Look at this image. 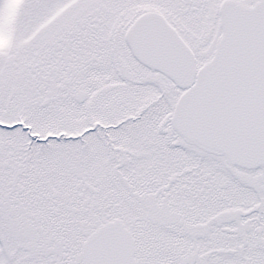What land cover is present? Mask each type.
<instances>
[{"label": "snow or ice", "instance_id": "1", "mask_svg": "<svg viewBox=\"0 0 264 264\" xmlns=\"http://www.w3.org/2000/svg\"><path fill=\"white\" fill-rule=\"evenodd\" d=\"M0 264H264V0H0Z\"/></svg>", "mask_w": 264, "mask_h": 264}]
</instances>
